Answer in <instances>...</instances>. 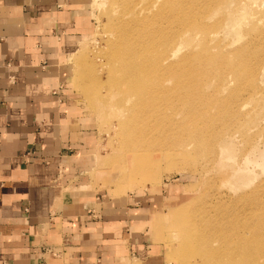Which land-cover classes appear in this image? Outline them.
<instances>
[{"label": "rangeland", "instance_id": "1", "mask_svg": "<svg viewBox=\"0 0 264 264\" xmlns=\"http://www.w3.org/2000/svg\"><path fill=\"white\" fill-rule=\"evenodd\" d=\"M78 4L79 42L66 50L60 69L69 105L77 110L88 139L76 162L77 177L69 184L83 186L81 196L102 208L104 219L117 216L119 228L109 245L118 250L115 263H184L173 254L176 244L168 242L174 229L167 216L177 207L182 223L195 221L199 236L221 230L236 245L241 234L256 233V215L264 212V0ZM184 25L188 30L181 39ZM122 40L138 59L142 54L144 65L156 61L164 92L157 101L135 107L124 103L122 111L115 104L116 111L110 107L99 116L96 99L112 92L107 52ZM174 43L179 51L171 56ZM216 58L220 63L214 69ZM101 62H108L103 70ZM121 136L143 153L136 165L145 170L146 180L136 188L121 180L114 162L121 158ZM200 216L208 226L198 221ZM154 226L161 228L157 238ZM190 229L181 232H194ZM181 232L175 233L179 241Z\"/></svg>", "mask_w": 264, "mask_h": 264}, {"label": "crops", "instance_id": "2", "mask_svg": "<svg viewBox=\"0 0 264 264\" xmlns=\"http://www.w3.org/2000/svg\"><path fill=\"white\" fill-rule=\"evenodd\" d=\"M79 2L0 0V264H116L117 216L69 184L88 139L60 69Z\"/></svg>", "mask_w": 264, "mask_h": 264}, {"label": "bare ground", "instance_id": "3", "mask_svg": "<svg viewBox=\"0 0 264 264\" xmlns=\"http://www.w3.org/2000/svg\"><path fill=\"white\" fill-rule=\"evenodd\" d=\"M166 3L167 2H165V4ZM102 4L103 3L100 2V5ZM184 27L186 30L184 29L182 33H179L180 35L179 37H181V39L184 38V36L187 34L188 27H186V25H184ZM209 34H212V33H209ZM207 39L209 40L208 35H207ZM123 41L124 40H122L119 44L115 46L110 45L109 48H112V51L109 50L107 52V55H108L107 58L109 60V63L112 65L111 66L112 70L109 73L110 82H111L110 87L112 89V92L107 97H102V98L98 97V99H96L95 102H96V107H97L99 116H102L103 111H105L107 108H110V107L113 109V111H116L115 110L116 108L114 107L115 104L116 106L118 105L117 109L119 108L122 111L125 108L124 106L127 105V103L131 105L134 104L132 106L135 107L136 103L138 102L146 105V103L149 101H157L159 99V96L164 92V90L161 89V85L159 83V74H158L159 72L156 68L158 67L156 65V61L154 60V63L148 62L149 65H146V64L144 65L143 60H142L144 57H142V54H140L141 58L138 59V56L134 54L132 48H130L127 44H122ZM178 41H180V39ZM177 45H178L177 43H174V49L171 50L172 51L171 56L172 55L175 56L177 52L179 51ZM81 47H83L82 42L80 43L79 50ZM239 52H242V51L239 50L238 54H240ZM71 55H74V53H71ZM102 59L103 57H100V60ZM219 60L222 61V57L221 59L219 58ZM219 60L218 58H216L215 62L211 61V64L214 66V69L215 67L219 66V63H220ZM106 65H108V62L106 63L101 62L98 67L103 70L105 69L104 67H106ZM119 97H122V98L124 97V98L118 100ZM152 107H154V105L150 106L149 108H152ZM159 113L160 111L158 112V114ZM115 116L117 117V115ZM118 135H126V133L116 134V136ZM120 141L124 143L122 145H118L121 151L120 153L122 155L120 154L121 158L114 159V162L116 165L118 166L120 165L119 171L121 172L120 174L121 180L126 181V184L128 186L130 184L132 187L136 188L140 186L141 181L145 182L144 180H146V177H145L146 174H144L145 170H141L142 167H140L139 165H136L139 159V154H143V153L141 150H138L135 148L131 149L129 138H127L126 136H121ZM148 153H144V154H148ZM95 163L97 164V162ZM99 163L103 164L101 162ZM106 169L107 168H105V170ZM119 190H121V188L119 185H117L116 192L117 191L119 192ZM177 209L178 207L175 208L174 210H171L170 212L168 210L169 214L171 215L168 214L169 216L167 217H170V218L167 223H169L171 228L174 229V233L169 232L170 234L173 233V235L171 236L168 234L167 235L170 236L168 239V242H171L173 246L176 244L175 248L173 249V254L174 256L179 257L184 262L181 264H264V261L263 262L260 261L262 258H264V246H259V247L256 246L257 243H262V242L264 243V212H259L256 215V219H255L256 226L255 227H256L257 232L252 234L251 236L250 235L243 236L241 234L240 236L237 237L238 244L234 245L230 241V233H228L230 232V229L229 231L227 230L228 234H226L225 232L222 233L221 230L220 232L219 231L215 232L214 230H210L212 231V233H215L214 236H212L214 237V241L212 240L213 238L211 237L210 232L209 234L205 236L204 234H200L199 236V233L197 234L196 228L194 227V225L196 224V223L194 224L195 221L193 222L191 218L192 221L189 222L190 219L187 218L186 220L188 222L185 223L186 220L185 221L183 220L184 222L182 223V220H181L182 213H180L179 210ZM184 216L186 217V215H184L183 213V216H182L183 219H185ZM205 217L206 216H204L203 219H205ZM194 220H197V219H194ZM201 220L202 218L198 221L200 222ZM201 223H204L206 226L209 225L204 221ZM201 223H199V226L202 225ZM188 227L192 228L190 230L192 231L194 230V232H189L187 234L185 232V235L182 234L181 231L182 230L186 231V228L188 229ZM209 227L207 228L209 229ZM154 228H155V233H156V238H157L158 235L161 233V228H159L158 226H154ZM200 229L201 227L199 228V230ZM179 231L182 234L180 235L183 236L182 241L181 239L179 241L176 238L178 237V235L175 233L176 232L179 233ZM249 236L250 238H253L254 240L253 242H250ZM176 239L179 242H176ZM180 242H182L181 245H179ZM213 242H215L214 243L215 246L213 245ZM216 242H217V245H216ZM179 258H178V261H179Z\"/></svg>", "mask_w": 264, "mask_h": 264}]
</instances>
